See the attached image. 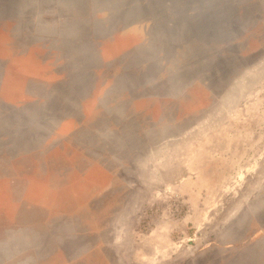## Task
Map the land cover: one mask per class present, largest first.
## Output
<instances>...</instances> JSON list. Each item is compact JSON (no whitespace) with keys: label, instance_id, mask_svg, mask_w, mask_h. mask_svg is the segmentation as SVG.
I'll return each mask as SVG.
<instances>
[{"label":"rangeland","instance_id":"374dc122","mask_svg":"<svg viewBox=\"0 0 264 264\" xmlns=\"http://www.w3.org/2000/svg\"><path fill=\"white\" fill-rule=\"evenodd\" d=\"M0 264H264V0H0Z\"/></svg>","mask_w":264,"mask_h":264},{"label":"crops","instance_id":"0c3cea01","mask_svg":"<svg viewBox=\"0 0 264 264\" xmlns=\"http://www.w3.org/2000/svg\"><path fill=\"white\" fill-rule=\"evenodd\" d=\"M51 70H52L51 73L56 76V68L53 67ZM76 72H78L80 75L77 76L75 74ZM84 73L85 74H82V71L76 70L74 72V74L70 77V79H69V77H66V75L64 74V76L60 77L58 79V81L55 79V76H54V79H52V80H50L49 78L46 79L45 77H42V76H38V77L30 76V77L25 79L26 96L36 99V98H38V94H41L42 91H46L48 93L51 90V91H53L52 100L53 99L55 100V101H51V102H56V99H55L56 95H55L54 91H56L57 86H64L65 92H66V90L70 89L69 86L72 89H74L75 91L85 90V86L87 84V78H86V72H84ZM48 74H50V72H48L46 75H48ZM68 80H70V81H68ZM1 87H3V84ZM1 90H2V88H1ZM85 95H87V94H85ZM85 95H84V100L87 99V96H85ZM68 96H67V99L70 102H84V100L82 101L81 98L77 99V98H73L72 95H68Z\"/></svg>","mask_w":264,"mask_h":264}]
</instances>
